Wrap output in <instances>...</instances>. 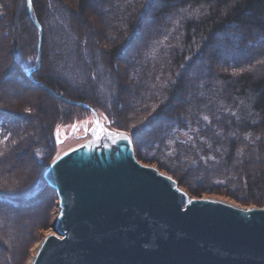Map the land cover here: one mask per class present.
Returning <instances> with one entry per match:
<instances>
[{
	"label": "trees",
	"instance_id": "1",
	"mask_svg": "<svg viewBox=\"0 0 264 264\" xmlns=\"http://www.w3.org/2000/svg\"><path fill=\"white\" fill-rule=\"evenodd\" d=\"M69 2L32 0L34 18L42 27L43 51L41 50L38 71L34 70L30 74L28 71L36 64L37 59L34 58L29 63V58L38 57L39 52L38 26L30 15L27 0H13V6L7 8L8 20L19 28V32L14 31L13 48L9 47V44L8 48L7 44L5 45L9 53L11 48L12 52L17 50L15 54L20 67L18 74L21 82L26 84L29 80L31 84L41 87L61 102L58 109L52 99L44 106L42 98L33 106L31 104L26 106L31 108L28 116L38 117L43 124L48 125L44 131L46 145L39 146L45 148L53 146L57 149L55 136L57 127L68 125L88 115L87 109L71 101L88 102L114 121L112 122L114 127L131 133L139 159L156 163L160 169L169 171L182 182L185 177L190 180L191 175L192 192L221 193L238 199L242 204H264V65L256 63L257 60L264 59V50L256 52L253 46V41L259 43L264 40V0H151L155 8L149 11L148 22L152 24L148 27L146 26L148 22L145 23L127 55L118 54V50L127 43L125 37L131 34L133 25L137 23V14L143 12L141 0H136L135 12L126 7L123 0ZM189 4L193 8L203 6L204 12L210 15H202L198 21H185L183 26L173 33V37L179 36V40L170 41L176 45L174 49H161L155 59L142 56L145 43L153 38L155 29L159 28L162 31L164 27H171L165 22L175 10L173 5L187 7ZM209 4H212V7H209ZM2 7L6 12L4 4ZM53 13L60 20L64 19V25L73 35L72 37L66 33L64 27L59 25L58 28L63 35L60 38L63 39L65 46L58 53L59 58L66 64L70 63L76 70L85 72L86 84L81 88L91 89L94 96L85 95V91L76 86L79 81L70 86L63 80L61 74L51 68L44 45L53 28V25H48L46 16ZM128 13H132L131 19L122 21L121 17L127 16ZM3 18L1 16L0 21ZM119 23L121 26L127 24L128 32L119 31L121 27ZM3 27L0 22V33L4 30ZM107 32L110 34L107 35ZM11 33L13 34V31ZM113 36L117 37L115 41L109 39ZM155 36L160 37V32H155ZM205 37L206 39H203ZM190 44L191 50L188 48ZM234 47L238 49L235 56H230L229 53L226 57L223 55L222 49L230 52ZM93 54L94 57L98 54L97 61L92 60ZM83 56H87L91 62L88 63ZM187 56L193 59L185 61L184 57ZM169 60L171 63L167 62ZM217 61L221 62L222 66H217ZM3 62L6 64L3 79L9 80L12 76L6 77V72L11 69L12 61L6 57ZM181 63L186 65L185 68L179 67ZM230 63H236L237 70L229 69ZM250 67L251 70H248ZM242 69L244 71H241ZM100 72L105 77L101 76ZM176 72L181 73L180 77L174 75ZM233 72L240 74L233 75ZM134 75L135 79L132 78ZM170 75L177 81L176 85L171 86L159 97L152 95L160 91L158 85L166 81ZM108 76L111 79H108ZM2 77L0 73V80ZM34 77L41 83L34 81ZM155 77L160 79L156 80ZM106 80L113 82L109 89L106 88L108 97L112 96V91L116 96L111 107L105 106L106 98L96 88L98 83ZM200 84H203L202 88L199 87ZM131 94L134 97L133 106L129 104L128 96ZM164 96L168 99L161 104ZM10 99L13 101L12 105L0 98L1 105L10 104L0 107V112L13 114L7 122L8 129H13L11 126L18 127L16 124L19 121L16 118L23 114L10 109L19 105L17 97ZM157 104L160 105L157 111L149 115L151 108ZM144 105L148 107L145 108ZM233 112L236 116L231 115ZM205 115L211 123L203 119ZM22 118L26 119L24 116ZM133 124H138L137 129L131 127ZM142 125L144 128H140ZM184 130H190L186 137L180 135V131ZM233 133L236 135L233 136ZM249 134L251 143L244 139L245 135ZM256 137L260 139L257 140ZM14 138L18 140V137ZM20 143L18 145L21 147L24 145L23 150L29 153L28 138ZM144 143L151 146L143 147ZM15 146L7 145L8 148ZM0 148L4 146L0 145ZM142 148H145V151H142ZM241 148L244 149V155L238 157L237 151ZM46 152L47 149L44 158L47 156ZM241 159L243 163L238 162ZM46 162L43 159L40 164ZM18 178L17 187L23 188L17 190H24L30 178L28 176ZM42 185L43 178L37 183L35 194L21 201L14 200V204L12 199L7 203H0V208L1 205L13 204L16 210L13 209L15 214L12 225L4 223L5 220L0 216V249L3 248L7 254L12 251L13 255L14 253L20 255L17 262V257H14L17 264L23 260V248L28 243L25 237L30 236V233L21 231L23 236L17 240L18 247L15 251L14 247L11 249L15 244L9 242L8 231L15 230V224L23 227L28 214L24 215L27 217L25 219L17 216L18 212L28 211L22 208H35L40 204L39 195L46 187ZM186 186L189 187V184ZM10 210L7 209L6 212ZM14 237L17 238L15 235ZM4 241L9 245L4 244ZM6 259L3 262L8 264Z\"/></svg>",
	"mask_w": 264,
	"mask_h": 264
},
{
	"label": "water",
	"instance_id": "2",
	"mask_svg": "<svg viewBox=\"0 0 264 264\" xmlns=\"http://www.w3.org/2000/svg\"><path fill=\"white\" fill-rule=\"evenodd\" d=\"M128 148L84 143L48 164L43 177L63 206L32 264H264V204L184 196L168 171Z\"/></svg>",
	"mask_w": 264,
	"mask_h": 264
},
{
	"label": "rangeland",
	"instance_id": "3",
	"mask_svg": "<svg viewBox=\"0 0 264 264\" xmlns=\"http://www.w3.org/2000/svg\"><path fill=\"white\" fill-rule=\"evenodd\" d=\"M69 3H72V0H69ZM13 0H0V17L3 16L4 18L0 21L3 24V31H1L0 33V73H2V80H0V98L5 99V102H9L11 105L13 104V101L10 98H14L17 97V99L19 101L16 107H11L10 109L16 111L19 114H23L20 115L16 118V120H18L19 122H17L16 126L18 127H12L13 129H24L25 130V139L28 138L29 140V144H30V149H29V153H26L23 150V146L21 147V145H16L14 147L15 149V157L18 156H24V160L26 162L27 165H31V169L29 171H20L15 173L16 177H20V176H28L29 179V183L27 184V186L24 188V190H17V189H22L23 187H17L15 189V192L17 193H22L21 195H17L16 198L12 199L13 200V204H14V200H23L25 198H27L28 196H31L33 194L36 193L37 190V183L39 181L42 180V178H44V173L46 172V167L47 165L51 162V160H49L48 162H46L49 157L56 153V152H61V151H65L68 148H70V145H73L77 142H79L81 140V138L86 134V131L84 130V124L85 122H92L93 119L91 118V114L86 115L84 118L78 119L73 121L72 123L68 124L67 126H60V133H61V137L59 139H62V141L64 143H61L60 146L56 149L53 146L48 147H40L39 145H46V134H45V129L48 128V125H45L42 123V121L38 118V117H33V116H28L29 113L25 112L24 110L27 108L26 106L30 105L33 106V104L36 103V101L42 98L43 100V104L44 106H47V102L48 100L52 99L55 101L56 103V107L57 109L60 108L61 106V102H59L57 99H55L54 97L50 96L48 93H46V91L44 89H42L41 87L35 86L33 84H31L29 82V80H27V83H23L20 80V76L18 74L19 72V64L18 61H16V54L15 51L12 52V44H13V38H14V31L15 32H19V28L14 26V23L11 24V21L8 20V13H7V8H10L13 6ZM4 4L5 10L2 7V5ZM106 16V14H105ZM46 20L48 25H53L52 30L49 32L48 37H46V41H45V53L48 54V61L51 63V68L54 71H57L59 74H61V76L63 77V80H65L66 83H68L70 86H74L75 81H79L80 83L77 84L76 86H78L79 89L84 90V94L87 95L88 97L94 96L93 92L91 89H88L86 87H84L85 89L81 88L82 85L86 84V75L84 71H78L75 68H73L74 66H71L70 63L66 64L65 61L63 59L59 58V54L62 49L65 48L64 46V41L62 38H60V36L62 35V32L60 31V29L58 28L59 25L64 27V30L66 33L71 34V32L69 31L68 27L66 25H64V19L62 18V20H60V18L58 16H56L55 13L53 14H48L46 16ZM36 24V23H35ZM148 27H150V24H152L151 22L146 23ZM119 26L120 23L118 24ZM13 31V34L11 33ZM110 34V32H107V35ZM63 36V35H62ZM71 36L73 37V35L71 34ZM73 41V39H71V42ZM89 41V39H88ZM43 43V42H42ZM41 43V44H42ZM89 43V42H88ZM7 44V48H8V44L9 47H12L10 50V53L7 52V48L6 45ZM106 46V45H104ZM236 46V45H235ZM253 46L254 49L256 50V52L260 51V50H264V40L263 41H259V43L253 41ZM16 49V48H15ZM237 48L234 47L230 52H228V50L226 49H222V53L223 55L228 56V53L230 56H235L237 53ZM41 50L43 51V44L41 45ZM254 52V51H253ZM62 55V54H61ZM92 60L97 61L98 60V54H94L92 55ZM6 57L10 58V60L12 61L11 63V69L8 70L6 73V77L7 76H12L9 80L7 78L3 79L5 77V74H3V69L6 68V64L3 62V59L6 60ZM83 58L85 60L88 61V63H90L91 61H89L87 56H83ZM228 60V59H227ZM6 62V61H5ZM217 66H222V63L217 61ZM5 65V66H4ZM229 65V69L231 70H237V64H228ZM70 68H69V67ZM102 71L104 70V68H101ZM259 70V69H256ZM101 76L105 77L104 74H102V72H100ZM17 75V76H16ZM102 77V78H103ZM108 79H111L110 76L107 77ZM34 81H36L37 83H41L39 80H37L35 77L33 78ZM103 80V79H102ZM102 82L104 85H102ZM38 83V84H39ZM106 83V85H105ZM113 82H111V80H106L101 81L100 84L98 83L96 88L99 89V92L101 93V95L103 97L106 98V102L105 106L111 107L113 101L115 100V95L112 91V96L108 97L107 95V91L106 88L109 89V87H111ZM107 86V87H106ZM93 93V94H92ZM133 94H131V96L129 97V104L131 106L134 105V97L132 96ZM7 100V101H6ZM10 104H4L1 105L0 107H5L8 106ZM59 105V106H58ZM123 106L121 107V110L123 111ZM1 111V110H0ZM34 111L35 109H33V115H34ZM89 112V111H88ZM90 113V112H89ZM8 117L4 119V126L5 128H9L6 119H9L10 117H13V114L8 113ZM32 115V114H31ZM103 115V114H102ZM26 117V119L24 120L22 117ZM53 123H51L50 126H52ZM76 124L78 126V130L73 131L72 129V125ZM92 123H89L88 125H91ZM138 125V124H137ZM51 128V127H50ZM140 128H144V126H140ZM135 129H137V127H135ZM71 134V137L68 136V134ZM190 134V130H184V131H180V135L183 137H186ZM64 136V137H63ZM132 136V135H131ZM2 138V136H0V139ZM19 139V137H18ZM132 138L129 139L130 144L132 145V147L134 148V152H135V156L138 159L137 156V152H136V148H135V144L134 141L132 140ZM21 144V143H20ZM35 145V146H34ZM37 145V146H36ZM150 147L151 145L148 143H144L143 147ZM34 148V150H33ZM47 156L44 158V161L46 163L40 164V158L39 157H34V153L39 150L42 155H44L45 151ZM142 151H145V148H142ZM26 154V155H25ZM13 157V158H15ZM48 157V158H47ZM139 161L142 162H146L155 166H158L156 163L153 162H148V161H144L142 159H139ZM0 167H2V165H0ZM159 167V166H158ZM165 170V169H164ZM167 171V170H166ZM169 172V171H168ZM170 173V172H169ZM182 186L183 190L185 191V193H187V196H209V195H223L221 193H214V192H192L190 189V180L191 179V175H190V180L189 178L185 177L184 178V182H182L177 176L173 175L172 173H170ZM183 178V177H182ZM189 184V187H187L186 183ZM52 188V189H51ZM22 191V192H21ZM25 193H24V192ZM29 191V192H28ZM40 199L41 202L37 207H27V208H22V210H28V211H22V212H18L17 216L20 217H24V215L28 214V219L27 217H24L25 219H27L26 221H24L23 223V227L21 226H16L15 224V230L11 229V231L9 232V242H12V244H15L14 246H11V249L14 250L18 247L17 244V240H19L21 238V231H24L25 233H30V236H26V242H28L26 244V246H24V255H23V260H21L20 264H29L30 261H32V257L36 255V252L34 253V246L38 243V245H40V243L48 236L52 233L54 228V224L52 226V223H54L55 218L58 215H61L60 212L62 211V208L60 206V202L61 199L59 198V193L57 191L56 188H54L52 185H49L45 191H43V193H40ZM235 202H237L238 204H242L241 202L238 201V199L230 197V196H226L223 195ZM13 204H5V205H1L0 208V216L5 220L4 223H9L10 225H12L11 223H13V219H14V212L15 207ZM242 205H248V206H254V205H263V204H250V203H246V204H242ZM7 209H11L10 212L6 210ZM13 209L15 211H13ZM2 211H4L2 213ZM6 218V219H5ZM2 219V220H3ZM1 220V219H0ZM22 229V230H21ZM18 230V231H17ZM14 232V234H13ZM20 233V234H18ZM27 234V235H28ZM17 236V238L14 237ZM25 236V235H24ZM5 242V241H4ZM6 245H9L8 242L4 243ZM16 251V250H15ZM34 253V254H33ZM20 254V253H19ZM33 254V256H32ZM7 257V259H6ZM16 258V262L18 257H20V255H17L11 251V253H6L4 252V249H0V264H5L3 261L4 259L7 260L8 264H17L15 263V259Z\"/></svg>",
	"mask_w": 264,
	"mask_h": 264
},
{
	"label": "snow or ice",
	"instance_id": "4",
	"mask_svg": "<svg viewBox=\"0 0 264 264\" xmlns=\"http://www.w3.org/2000/svg\"><path fill=\"white\" fill-rule=\"evenodd\" d=\"M123 2L126 7H130L132 9V12H135L136 0H123ZM27 3L29 6H31L32 0H27ZM141 7L143 8V12L137 14V23L133 25V30L131 34L125 37V40L127 41V43L122 45V47L118 50V54H121V55L128 54L130 46L135 42L137 38V34L144 27L145 23L148 22V14L152 7L151 0H141ZM173 7L175 8V10L167 17L166 22H165L167 25H170L171 27H164L162 31L159 28L155 29V31L153 32V38L145 43L144 51L141 53V55L144 56L145 58L152 57L153 59H155L156 55L160 54L161 49H164V50L174 49L176 45L172 44L170 41L172 39L179 40V36L173 37V33L177 32L178 29L183 26V23L185 21H189V22L192 20L198 21L202 15H210V13L204 12L203 6L193 8L192 5L189 4L187 7H176L175 5H173ZM209 7H212V4H209ZM124 10L125 9H121V11H124ZM226 11L227 9H225V12ZM131 16H132V13H128L127 16L121 17V20L122 21L130 20ZM118 30L123 31V32H128L127 24H122V26ZM155 32H160V37H156ZM109 39L111 41H115L117 37L113 36V37H109ZM203 39H206V37ZM188 48L189 50H191L192 45L191 44L188 45ZM197 51H199V49ZM34 58L39 59L38 57H30L29 63H31V60ZM192 59L193 57L191 56L184 57L185 61H189ZM167 62L171 63L170 60ZM256 63L264 65V59H259L256 61ZM185 66L186 65L184 63H181L179 65V67L182 69L185 68ZM36 70L38 71V69ZM248 70H251V67ZM241 71H244V69H242ZM239 74L240 73L233 72V75H239ZM174 75L176 77H180L181 73L176 72ZM132 78L135 79L136 78L135 75ZM154 79L159 80L160 77H155ZM176 83L177 81L172 79L170 75L166 81L158 85V87L160 88V91L154 92L152 93V95L159 97L162 95L164 91L169 90L171 86H175ZM199 87L202 88L203 84H200ZM167 99L168 97L164 96L163 99L160 101V103L161 104L165 103ZM159 106H160L159 104L153 106L151 108V112L149 113V115H151L152 113H155L157 111V108H159ZM144 107L147 108L148 105H144ZM24 111L30 114L31 108H26ZM138 111L139 109H137V112ZM8 115H9L8 113L0 112V136H2V139H0V145L4 146V148H0V165H2V167H0V203H7L9 200L16 198L17 195L22 194V193L15 192L16 186L19 183V178L15 176V173L20 172V171H29L31 169V165L26 164L24 160V156L15 157V149L7 147L8 144L18 145L20 142L25 140V130L24 129L17 130V129L5 128L4 119L7 118ZM231 115L236 116V113L233 112L231 113ZM103 119L105 122H114V121H108L107 116H105ZM203 119L211 123L209 121L208 116L206 115L203 116ZM237 119H239V117H237ZM145 120H147V117H145ZM143 122L144 121H141V123ZM89 123H92L94 125V127H92L90 131H91V134L95 136L97 139H99L101 135H106L110 140L113 141V143H115L117 139H123V140L130 139L129 134L127 132H120V131L109 132L105 128L104 123H102L100 119H96L92 122H85L84 130L86 132L89 131V128H88ZM253 123H256V122L253 121ZM136 126H137L136 124L131 125V127L133 128H135ZM72 129L73 131H76L78 130V126L76 124H73ZM216 135L219 136L220 133H216ZM232 135L235 136L236 134L233 133ZM14 136L19 137V139L18 140L15 139ZM55 136H56L57 143H62V141H60L59 139L60 137L59 127H57L56 129ZM244 139L246 141H249V143L252 142L250 134L245 135ZM256 139L259 140L260 137H256ZM172 142L173 141H169V143H172ZM209 148H211V145H209ZM64 155H67V153H64ZM243 155H244V149L241 148L237 151V156L243 157ZM34 157H39L40 162H42L44 159L42 153L39 150H37L34 153ZM62 159L63 157L60 154H57L52 159L51 166L53 167L57 166L58 163ZM238 162L243 163V160L241 159ZM158 174L163 175V173H158ZM165 179L172 181L173 184L176 183V181L172 180L171 176H167L165 177ZM217 183H222V181H217ZM182 195L186 196L187 193H182ZM189 203H192V201L189 200ZM247 211H253V209H247ZM54 227H55V224H54ZM46 242H47V238L44 243ZM44 243H41L40 245H38V248L44 247ZM29 264H32V262L30 261Z\"/></svg>",
	"mask_w": 264,
	"mask_h": 264
},
{
	"label": "bare ground",
	"instance_id": "5",
	"mask_svg": "<svg viewBox=\"0 0 264 264\" xmlns=\"http://www.w3.org/2000/svg\"><path fill=\"white\" fill-rule=\"evenodd\" d=\"M153 8H155V6H154V4H153V2H152V7H151V9H153ZM150 9V10H151ZM8 119H6V121H7ZM104 126H105V128L109 131V132H115V131H113V129H112V127H110L109 125H107V124H105L104 123ZM94 127V126H93ZM89 139L85 142V143H90V142H95V141H99V142H103V143H107V144H111L112 146H114V144H116L117 145V151L118 152H120V153H127L128 151L129 152H131L130 150H129V148H128V144H129V140H123V139H117L116 141H115V143L114 144H112V140H110L106 135H101L100 136V138L99 139H97L95 136H93L92 134H91V131H90V133H89ZM120 140H122V141H120ZM120 141V144H118V142ZM64 154H62V156H63ZM49 185H46V187H45V189L44 190H46V188L48 187ZM52 189V188H51ZM59 198L61 199V201L62 202H60V206H61V208H62V206H63V198L61 197V195H59ZM60 214H61V212H60ZM59 218H60V215H58L56 218H55V220H54V223H52V226H53V224H57V222H58V220H59ZM52 229H54V228H52ZM34 253L36 252V249H37V252H36V255L35 256H33V254H32V260H33V258L34 257H36L37 256V254H38V252H39V250H40V248H38V243L34 246ZM32 262V261H31Z\"/></svg>",
	"mask_w": 264,
	"mask_h": 264
}]
</instances>
